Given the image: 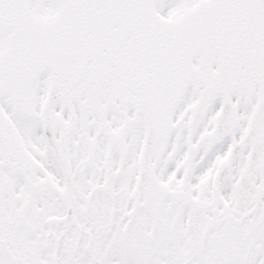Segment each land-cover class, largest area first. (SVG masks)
<instances>
[{
	"label": "snow or ice",
	"instance_id": "snow-or-ice-1",
	"mask_svg": "<svg viewBox=\"0 0 264 264\" xmlns=\"http://www.w3.org/2000/svg\"><path fill=\"white\" fill-rule=\"evenodd\" d=\"M0 264H264V0H0Z\"/></svg>",
	"mask_w": 264,
	"mask_h": 264
}]
</instances>
